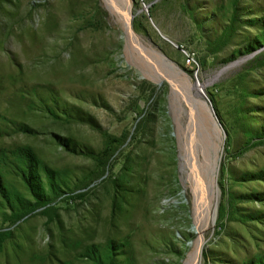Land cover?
I'll list each match as a JSON object with an SVG mask.
<instances>
[{
    "label": "rangeland",
    "instance_id": "rangeland-1",
    "mask_svg": "<svg viewBox=\"0 0 264 264\" xmlns=\"http://www.w3.org/2000/svg\"><path fill=\"white\" fill-rule=\"evenodd\" d=\"M128 3L174 94L102 0H0V264H264V0ZM187 137L214 182L184 184Z\"/></svg>",
    "mask_w": 264,
    "mask_h": 264
},
{
    "label": "bare ground",
    "instance_id": "bare-ground-1",
    "mask_svg": "<svg viewBox=\"0 0 264 264\" xmlns=\"http://www.w3.org/2000/svg\"><path fill=\"white\" fill-rule=\"evenodd\" d=\"M102 2L104 4L105 8L107 9V11L109 12V14L114 19V21L117 24H119L121 27L122 38H123L124 46H125L124 57L126 58L127 61L129 59L135 65L140 64V65L144 66V76L152 79L153 81H156V80L160 81V79L169 81L172 84L173 94L178 91V87L180 86V84L184 85L187 83L184 81L185 78L184 79L181 78L178 70L172 64H170L168 61L163 59V57L160 56V54H158L154 51H152V54H149L141 47V44H142L141 41L136 37V35H134V33L132 32L131 27H130L132 14L130 15V5L128 3V0H102ZM130 56L133 58L130 59ZM141 60H142V64H141ZM148 66H151V67H148ZM156 67L158 68V71H156ZM189 83H190V81H189ZM189 91H190V93H188L187 96L189 97L188 98L189 101L192 102V106L194 107L195 111L198 113V115H197L198 119L202 122L200 111L203 110V111L207 112V114L209 115V117L212 120V124H213L215 131L217 132L218 136H220V139H221L222 135H221V130L219 129L220 127L214 121V119L212 117V112H211L208 104L205 102L204 98H202V96L199 93L197 88L194 89V88L189 86ZM197 97H200L199 99H201V100L196 99ZM198 101L201 102L202 107L201 106H199V108L197 107ZM196 103H197V105H196ZM175 121H176V124L179 123V115H177V117H175ZM183 143H184V147L182 148L183 154L180 156V160H181V168L180 169L182 170L183 174L185 175L184 180H183L184 184L189 183L193 186L192 178H190V176H188V171H190L191 174H193V170H195L196 172L202 173L201 174L202 177H204L203 172H205V173L209 172V182H214L216 168L218 166L217 165V159L215 157V154H216L215 150L217 148L213 150L214 152L212 151L213 153H215V154H213L212 159L209 160L206 158L207 162L202 161V163H201L198 161V157L195 153L196 149H194V147L191 144L188 137L184 140ZM215 146H213V147H215ZM203 151H205L204 148H203ZM202 186L203 185H202V181H201L199 188L195 187L196 195H197V199H198V205H200V194L203 192ZM209 189L211 190L210 186H209ZM215 194H216L215 193V185L212 184L211 198L207 202V204H209L210 206L212 204H213V206H215V204H214ZM198 209H199V206H198ZM213 217H212V220H213ZM204 219H205V213L201 209L200 212L197 214V217H196V221H197L196 224L198 226V227L197 226L196 227L198 228L197 234H198L199 239L201 238V232H200V228H199L200 225L199 224L203 223ZM201 246L196 250V252L194 254L195 256L199 257Z\"/></svg>",
    "mask_w": 264,
    "mask_h": 264
},
{
    "label": "water",
    "instance_id": "water-1",
    "mask_svg": "<svg viewBox=\"0 0 264 264\" xmlns=\"http://www.w3.org/2000/svg\"><path fill=\"white\" fill-rule=\"evenodd\" d=\"M162 37V36H161ZM162 39H164L165 41H167L168 42V40L167 39H165L164 37H162ZM199 93L202 95V97H204V99H205V102L206 103H208L207 101H206V98H205V96L203 95V93L199 90ZM210 109H211V111H212V108L210 107ZM212 114H213V116H215V114H214V112L212 111ZM216 118V117H215ZM217 124H219L218 123V121H217Z\"/></svg>",
    "mask_w": 264,
    "mask_h": 264
},
{
    "label": "trees",
    "instance_id": "trees-1",
    "mask_svg": "<svg viewBox=\"0 0 264 264\" xmlns=\"http://www.w3.org/2000/svg\"><path fill=\"white\" fill-rule=\"evenodd\" d=\"M99 260L106 261L108 263V260H110V256L109 255H105L103 257L100 256Z\"/></svg>",
    "mask_w": 264,
    "mask_h": 264
},
{
    "label": "built area",
    "instance_id": "built-area-1",
    "mask_svg": "<svg viewBox=\"0 0 264 264\" xmlns=\"http://www.w3.org/2000/svg\"><path fill=\"white\" fill-rule=\"evenodd\" d=\"M188 62L191 64H195V62H194V60H193V58H191V57H188ZM206 98V97H205ZM206 101L209 103V101H208V99L206 98ZM210 104V103H209Z\"/></svg>",
    "mask_w": 264,
    "mask_h": 264
}]
</instances>
